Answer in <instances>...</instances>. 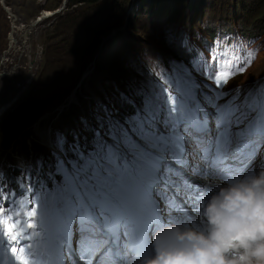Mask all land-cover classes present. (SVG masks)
<instances>
[{
    "label": "rangeland",
    "instance_id": "rangeland-1",
    "mask_svg": "<svg viewBox=\"0 0 264 264\" xmlns=\"http://www.w3.org/2000/svg\"><path fill=\"white\" fill-rule=\"evenodd\" d=\"M101 2L103 11L113 6L108 17L117 25L105 33L80 25L73 33V21H64L66 31L54 30L68 0H0V208L14 218L20 213V221L33 205L48 212L53 183L71 182L66 165L75 172L78 160L90 165L107 148L117 163L97 180L111 186L113 171H129L108 138L140 125V110L165 127L171 123L170 136L180 135L191 111L204 109L212 121L219 90L240 112L264 121V0ZM80 7L96 12L92 4L69 12ZM12 26L17 44L9 51ZM241 67L223 89L206 78ZM169 94L178 116L169 110ZM37 124L49 132L50 147Z\"/></svg>",
    "mask_w": 264,
    "mask_h": 264
},
{
    "label": "snow or ice",
    "instance_id": "snow-or-ice-1",
    "mask_svg": "<svg viewBox=\"0 0 264 264\" xmlns=\"http://www.w3.org/2000/svg\"><path fill=\"white\" fill-rule=\"evenodd\" d=\"M243 71L245 68L241 67L235 72L220 71L218 74L206 78L211 79L217 89H223L233 75L242 74ZM167 99L170 112L176 114L177 98L169 94ZM217 107L222 106L218 105ZM144 115L145 118L142 119L140 125L132 127L125 125L124 129L117 133L116 140H111L109 137L110 146L114 155L121 154L124 166L127 164L134 168L135 165L142 164L141 158L144 155L160 158V149L164 147V141L161 138H165L171 146L165 149L163 159L159 160V166L153 171L151 188L154 189L161 183L165 184L172 190V202H179L177 197L181 196L185 188L190 190L197 187L181 169L189 174L198 170L199 174L203 175L206 171L211 174L217 168L231 167L244 145L249 143L237 136L238 132L243 131L241 113L237 105H234L233 109L223 117L217 112V121L222 120V122L216 127L211 143H208L206 134L197 132L192 127L188 128L192 135H185L184 124L186 121H183L178 129V133L183 136V142L172 144L170 140L172 124L165 127L162 123H157L154 117ZM195 121L202 127L204 117L197 112ZM213 126H215V122L210 121L209 127ZM133 127L136 128V131H133ZM227 130H230L231 134L224 140L221 133ZM201 139L204 142L198 144L197 141ZM218 141L221 142L218 143ZM189 143L194 151L189 150ZM261 148H264V144H261ZM256 155L259 159L264 160V153L258 151ZM168 159H173L174 163L179 161L176 163V168L165 167L164 161ZM115 163H117L116 158ZM115 163L108 158L106 148L104 154L98 156L90 165L85 166L84 161L78 160L74 173L71 166L66 165L72 173L75 190L70 196L71 205L62 201L55 210L54 244L57 253L55 264H71L68 257H72L73 253L79 264H105V256H108L109 253L114 254L117 247L123 250L121 242H126V233L134 225L129 223L126 215H119L122 211L105 208L94 195L97 178ZM19 215L20 213L17 212V218H14L12 214L6 215L4 208H0V228H2L0 238H4L5 243L10 242L13 245L10 247V252L16 258V264H36L33 245L30 242L25 243L29 234L21 225L18 219ZM37 215L36 205L24 213L28 221L27 229H34ZM114 216L118 219V223L113 222ZM143 228L149 241L148 250L154 256L155 249L151 246L155 236L154 221L146 220ZM112 264H123V261L114 259Z\"/></svg>",
    "mask_w": 264,
    "mask_h": 264
},
{
    "label": "clouds",
    "instance_id": "clouds-1",
    "mask_svg": "<svg viewBox=\"0 0 264 264\" xmlns=\"http://www.w3.org/2000/svg\"><path fill=\"white\" fill-rule=\"evenodd\" d=\"M202 215L203 230L174 226L146 264H264V170L221 188Z\"/></svg>",
    "mask_w": 264,
    "mask_h": 264
},
{
    "label": "trees",
    "instance_id": "trees-1",
    "mask_svg": "<svg viewBox=\"0 0 264 264\" xmlns=\"http://www.w3.org/2000/svg\"><path fill=\"white\" fill-rule=\"evenodd\" d=\"M101 1H104V0H68V4H69L67 6L68 10L59 16L58 21L56 22V26H54V30L60 32V31H66V29H69V28H65V22H64L65 20L73 21L75 23L74 25L71 26V27H75V29H69L73 33L77 32L78 28L76 27L80 25L81 26L83 25L85 30L88 32H91V31L97 32L99 31L98 30L99 28H103L104 30H102V33H105L103 31H105L106 29L114 28L117 25L116 22L112 19V16L108 17V14L111 13L110 10L111 8H113V6H111V8H106L107 12L103 11L102 8H104V5L106 6V4L105 2H101ZM88 4L94 5L96 7V10H95L96 12L93 11V14H91V12L89 11L90 9H87L85 7H80V10L73 9L72 12H69L70 11L69 7L73 5L86 6ZM99 10H101L100 11L101 14ZM118 12H121V10H118ZM105 13H107V18H105L104 16ZM96 26L98 27L95 29ZM17 123L20 124V122H17Z\"/></svg>",
    "mask_w": 264,
    "mask_h": 264
},
{
    "label": "bare ground",
    "instance_id": "bare-ground-1",
    "mask_svg": "<svg viewBox=\"0 0 264 264\" xmlns=\"http://www.w3.org/2000/svg\"><path fill=\"white\" fill-rule=\"evenodd\" d=\"M7 9H9V8H7ZM8 11V10H7ZM8 13H9V15L11 16V18L13 19V21H14V25H16V16H14L12 13H11V10L9 9V11H8ZM47 16L49 17V16H51V14L50 13H47ZM17 26V25H16ZM18 28L17 27H15V26H12V33H10L9 34V36H10V45H9V51L10 50H12V49H14L15 47H16V44H17V40H16V38L14 37V33H16L18 30H17ZM17 30V31H16ZM8 51H6V53H7ZM1 65L2 64H0V67H1ZM75 98L74 97H71L70 98V100H74ZM37 127H39L38 126V124L36 125V130H37V132H38V134H40V136H41V138L40 139H42V141H43V143L45 144V145H47L48 147H50V145H51V143H50V137H49V132L48 131H45V133H43L42 131H41V129L40 128H38L37 129ZM34 128V129H35ZM35 134V133H34ZM44 146V145H43ZM214 182H215V180H214ZM210 182H207L206 183V185H208ZM212 186L213 187H215L216 188V190H220L221 188H223V187H225L223 184H221L220 186H219V188H218V185H217V183H212ZM214 194V192H212V191H210V190H208L207 191V196H208V198H210L212 195ZM176 215H178V214H176Z\"/></svg>",
    "mask_w": 264,
    "mask_h": 264
},
{
    "label": "water",
    "instance_id": "water-1",
    "mask_svg": "<svg viewBox=\"0 0 264 264\" xmlns=\"http://www.w3.org/2000/svg\"><path fill=\"white\" fill-rule=\"evenodd\" d=\"M66 2H67V0H65V3H66ZM65 5H66V4H65ZM65 5H63L62 8H64ZM62 8H61V9H62Z\"/></svg>",
    "mask_w": 264,
    "mask_h": 264
}]
</instances>
